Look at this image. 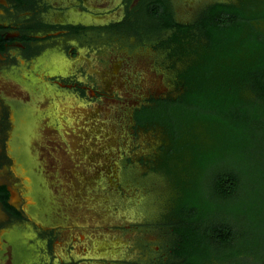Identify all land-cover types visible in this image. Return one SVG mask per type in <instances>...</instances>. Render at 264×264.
Listing matches in <instances>:
<instances>
[{
    "label": "rangeland",
    "instance_id": "1",
    "mask_svg": "<svg viewBox=\"0 0 264 264\" xmlns=\"http://www.w3.org/2000/svg\"><path fill=\"white\" fill-rule=\"evenodd\" d=\"M214 1L217 0H173L178 17L182 20L192 19V21L197 19L205 6ZM219 1L241 4L245 0ZM255 1L264 2V0ZM60 35L57 33L55 39L63 44L53 43V46L48 47L41 57L32 61L18 59L14 63L18 75L22 80H25L24 77L32 78L33 75L39 77L35 82L30 80L33 84L37 83L36 85L44 82L43 80L55 77L61 84L69 82L71 86L80 85L82 97H79L78 101L84 105V108L89 110L93 108V104L99 103L101 106L85 112L84 127L81 130L76 131L73 126L67 127V121L61 119V127L56 129L48 125L46 132L36 129L32 137L31 158L23 168L35 174L33 176L35 179H31V196L33 195L35 204L33 211L37 213L36 209L46 206L45 209L41 208L42 215L46 214L47 218L42 222L46 223V227L55 229L53 233L44 231L39 225L33 226L37 234L35 242L37 262L43 264H73V261H79V264H160V262L181 264L171 252L175 235L170 220H172V211L178 196L175 180L178 176H189L187 172L182 171L189 158L186 157L187 159L181 162L168 156L173 142L162 124L157 123L156 126L136 129L132 116L136 108L147 103L149 90L168 97L180 94L183 88L177 83V72L192 62L194 57L170 58L167 53L153 52L152 57L150 53L141 57L136 54L132 56L131 62L129 58H126L128 55L121 50L124 55L119 56L122 62L118 65L120 68L118 72V66H114L113 62L110 63V55L114 54L115 47L107 45L109 42L105 38L97 39L87 36L79 39L81 41L78 55L81 52L80 48L85 47L87 50H83L86 54L85 59L76 72L63 75L65 79L60 77L62 74L58 76L57 73L49 71L39 75L42 57L61 54L64 49H68L67 46L65 47L68 42L67 37ZM188 46L197 47L193 41ZM89 60H93L94 64H91ZM139 61H142L141 65ZM106 67L107 70H105ZM104 71L112 72L113 78L104 79L103 88L99 82L102 79L99 77H102ZM50 84L56 85L53 82ZM76 85L72 89L71 86L69 88L63 86L64 88L60 89H71L70 93H74ZM4 113V108L0 104L2 129L6 127ZM77 133L80 138L75 142ZM195 133L200 142L206 144L211 142L204 126L199 125ZM21 137L18 133L15 138L18 154L19 152L21 154L20 149L24 141ZM87 142L97 143L94 151L98 153L90 161H87L84 149ZM73 149L78 151L72 153ZM55 164H59V167L62 165L60 171L62 176L56 178L52 175L48 179L50 172H56ZM46 172H48L47 179H45ZM49 181H52L51 184ZM16 185L20 186V181H17ZM87 210L93 213L91 216L95 223L89 221ZM85 211L86 214H84ZM78 220L87 224L88 228L95 227L92 228L95 232L101 230L104 234H108L111 240L110 245H114L117 241V244H120L119 247L117 246L118 249L116 248L117 255L113 257L86 255L87 252L81 249V245L85 243L84 238L76 235H73L74 239H71L66 246L68 241L63 242L66 235L64 234L63 237L61 230L65 228L62 226L67 228L68 234L72 228L82 226H77ZM96 236L100 237L101 234ZM45 237L49 241L52 240L51 248H47ZM91 240L88 239L89 242ZM75 247L78 250L77 255L74 254Z\"/></svg>",
    "mask_w": 264,
    "mask_h": 264
},
{
    "label": "trees",
    "instance_id": "2",
    "mask_svg": "<svg viewBox=\"0 0 264 264\" xmlns=\"http://www.w3.org/2000/svg\"><path fill=\"white\" fill-rule=\"evenodd\" d=\"M186 39L197 47L180 72L185 91L136 114L166 128L168 156L189 158V176L175 180L174 254L181 264H264V2L214 4L177 24L180 54Z\"/></svg>",
    "mask_w": 264,
    "mask_h": 264
},
{
    "label": "flooded vegetation",
    "instance_id": "3",
    "mask_svg": "<svg viewBox=\"0 0 264 264\" xmlns=\"http://www.w3.org/2000/svg\"><path fill=\"white\" fill-rule=\"evenodd\" d=\"M106 1L108 5L105 10L97 11L88 8L85 0H0V104L4 108V114H6L4 116L6 127L3 129L0 127V264H43L38 263V260H36L35 248L37 245L35 242L37 234L33 226L39 225L44 231L53 233L55 231L53 227H46V223L42 222L47 218L45 217L46 214L42 215L43 210L41 208L44 209L46 206L37 209L40 214L33 211L35 204L30 193L32 192L30 182L34 175L27 172L29 169L25 171V168H23L27 165L31 156L30 149L33 148L31 142L36 129L44 131L47 130L48 125L57 129L62 126L60 121L63 119L67 121V127L73 126L78 131L84 127L85 112H90L101 106L100 103L93 104L92 109H85L84 105L78 101V98L82 97L81 86L75 84L74 93H70L75 85L71 86L68 84L69 82L61 84L56 81V77L54 79L50 78L51 80H43L44 82L38 81V85L30 82V80L35 82L39 79L34 75L32 78L24 77L25 80H22L14 63L20 58L32 61L41 57L48 47L53 46V43L63 44L55 39L57 33L67 37L68 42L65 47L67 46L68 49H64L61 54L42 57L39 75L49 71L50 73H57L58 76L62 74L60 77L65 79L63 75L76 72L83 65L85 59L84 55L86 54L83 50H87L85 47L80 48L81 52L78 55L81 41L79 39L87 36L96 37L97 39L105 38L109 42L107 45L115 47L113 49L114 54L110 55V63L113 62L114 66L121 64L122 61L119 56L125 53L128 55L126 58H129L130 61H133L132 56L136 54L141 57L150 53L151 56L153 52L167 53L170 58H195L192 47L188 46L190 43L188 39L184 43L185 47L182 49V54L179 53V42L173 40L174 34L177 32V24H195L212 5L230 3L219 0L214 1L205 6L197 19L192 21V19L182 20L178 17L173 0H119L116 6H112L114 4L113 0ZM110 6L112 7L107 9ZM162 12H167L170 15L172 19L170 25L166 26ZM121 50L124 51V54ZM89 62L94 64L93 60H89ZM138 63L141 65L142 61ZM117 68L120 72L119 66ZM105 70H107V67ZM182 70L177 72V83L183 90L177 96H161L162 94L158 95L155 91L149 90L147 103L133 111L132 117L136 129L156 126L159 123L154 121L139 123L136 118L137 111L147 107H155L157 105L156 101L160 99L177 98L185 91L184 82L180 78ZM104 72L102 77H99L102 79L99 81L102 87L104 79L113 78L112 72ZM50 82L56 83V85H51ZM63 86L67 88L71 86V89H60ZM18 133L24 140L20 149L21 154L20 152L19 154L16 153L15 138ZM76 136L77 141L80 137L78 133ZM94 147L97 148V143L87 142L86 148H84L87 161L93 160L98 153L94 151ZM11 151L14 155L11 154ZM76 151L78 150L76 149L72 153ZM55 166H57L56 172H50L48 179L52 175L56 178L60 177L62 165L59 167V164H55ZM46 175L47 173L45 179H47ZM17 181H20V186L18 185L20 188L16 185ZM87 212L89 213L90 210H87ZM84 214H86V211ZM89 215V221H92L93 217L91 215L93 213H89ZM81 220L83 221V219ZM82 221H77V226L82 225L81 227L72 228L68 234L66 232L67 228L62 226V228H65L61 230L63 237L64 234L66 235L63 242L68 241L66 246L69 245L71 239H74L73 235H76L82 237V239L84 238L85 243L81 245V249L87 252L86 255L105 257L117 255L116 248L120 246L117 241H114L113 246L110 245L111 240L108 238V234H104L101 230L95 232L92 229L95 227L90 226L91 228H88L89 226L83 224ZM91 223H95L94 220ZM96 234H101V236L97 237ZM88 239H92L91 242ZM44 240L47 248H51L52 240L49 241L46 237ZM174 246L175 242L171 248L172 254H174ZM76 247L74 254L77 255L78 250ZM73 264H79V261H73ZM160 264L170 263L160 262Z\"/></svg>",
    "mask_w": 264,
    "mask_h": 264
},
{
    "label": "bare ground",
    "instance_id": "4",
    "mask_svg": "<svg viewBox=\"0 0 264 264\" xmlns=\"http://www.w3.org/2000/svg\"><path fill=\"white\" fill-rule=\"evenodd\" d=\"M119 0H116V2H118ZM116 2H114V4H112V6H116ZM85 4L87 5V7L88 8H90V9H96L97 11H103V9L105 10V8L107 7V5H108V2L106 1V0H85ZM112 6H110V7H108L107 9H109V8H111ZM72 11V10H71ZM70 13V12H69ZM76 14V13H75ZM81 14V13H80ZM70 15V14H69ZM81 16V15H80ZM97 20V19H96ZM117 73V72H116ZM27 89V88H26ZM31 89V88H30ZM28 91V90H27ZM31 91V90H30ZM30 93V92H29ZM41 93H43V92H41ZM45 96V95H44ZM18 98V97H17ZM38 98V97H37ZM40 98V97H39ZM30 100V99H29ZM47 104V103H46ZM41 105V104H40ZM49 106V105H48ZM37 107V106H36ZM39 107V106H38ZM43 107V106H42ZM47 107V106H46ZM49 108V107H48ZM43 109H44V107H43ZM54 110V109H53ZM31 112V111H30ZM56 113V112H55ZM58 113V112H57ZM65 117V116H64ZM56 118H59V117H56ZM63 118V117H62ZM87 118V117H86ZM60 120V119H59ZM69 121V120H68ZM47 122V121H46ZM61 122V121H60ZM32 124V123H31ZM43 125V124H42ZM42 125H40V126H42ZM25 126V125H24ZM26 126H28V125H26ZM35 127V126H34ZM42 128V127H41ZM52 128V127H51ZM64 128V127H63ZM25 129V128H24ZM65 130V129H64ZM74 130V129H73ZM81 130V129H80ZM45 131V130H44ZM46 132V131H45ZM75 132V131H74ZM97 132V131H96ZM43 133V132H42ZM47 133H48V131H47ZM50 133V132H49ZM39 134H40V132H39ZM92 134V133H91ZM34 135V134H33ZM36 135V134H35ZM38 135V134H37ZM44 135V134H43ZM42 135V136H43ZM45 136V135H44ZM52 136V135H51ZM35 137V136H34ZM71 137V136H70ZM73 137V136H72ZM77 137V136H76ZM36 138V137H35ZM38 139H40V137L38 138ZM56 139V138H55ZM33 140V139H32ZM79 140V139H78ZM42 141V140H41ZM44 141V140H43ZM66 141V140H65ZM75 142H77V141H75ZM39 143V142H38ZM47 143V142H46ZM12 144V143H11ZM63 146V145H62ZM39 147H41V146H39ZM53 147V146H52ZM45 148H46V145H45ZM76 148V147H75ZM74 148V149H75ZM82 148V147H81ZM40 149V148H39ZM53 149V148H52ZM71 149V148H70ZM80 150V149H79ZM31 151V150H30ZM34 151V150H33ZM32 151V152H33ZM59 151V150H58ZM62 152V151H61ZM54 153V152H53ZM52 153V154H53ZM11 154L12 155H14L13 154V152L11 151ZM59 154V153H58ZM55 155V154H54ZM80 157V156H79ZM31 158V157H30ZM61 159H62V156H61ZM65 159V158H64ZM85 161V160H84ZM67 162V161H66ZM82 162V161H81ZM38 163H39V161H38ZM93 163V162H92ZM64 164V163H63ZM76 164V163H75ZM79 164V163H78ZM47 165V164H46ZM37 166V165H36ZM66 166V165H65ZM46 167H48V166H46ZM45 169V168H44ZM55 169V168H54ZM46 170H47V168H46ZM43 171V170H42ZM50 171V170H49ZM78 171V170H77ZM40 173V172H39ZM44 173V172H43ZM46 173H48V172H46ZM70 174H71V172H69ZM35 175V174H34ZM42 175V174H41ZM37 176V175H36ZM62 176V175H61ZM65 176V175H64ZM75 176V175H74ZM82 176V175H81ZM40 177V176H39ZM79 177V176H78ZM38 178V177H37ZM62 178V177H61ZM84 178V177H83ZM86 178V177H85ZM35 179V178H34ZM39 179V178H38ZM53 179V178H52ZM63 179V178H62ZM66 179V178H65ZM69 181V180H68ZM87 182V181H86ZM31 184H32V182H30ZM42 183V182H41ZM51 184V183H50ZM69 184V183H68ZM54 185V184H53ZM56 185V184H55ZM30 186V185H29ZM62 188V187H61ZM79 188V187H78ZM77 188V189H78ZM76 190V189H75ZM42 191H44V190H42ZM42 191H40V192H42ZM46 191V190H45ZM44 191V192H45ZM51 191H53V190H51ZM36 192V191H35ZM70 192V191H69ZM68 192V193H69ZM30 193H32V192H30ZM55 193V192H54ZM58 194V193H57ZM34 195H35V193H34ZM59 195H61V193L59 194ZM75 195V194H74ZM33 196V195H32ZM70 196H71V194H70ZM73 196V195H72ZM78 196V195H77ZM44 197V196H43ZM58 197V196H57ZM69 197V196H68ZM61 198V197H60ZM78 199H80V198H78ZM40 200H42V198L40 199ZM61 200V199H60ZM45 201V200H44ZM52 202V201H51ZM62 203V202H61ZM51 207V206H50ZM47 208V207H46ZM45 209V208H44ZM62 209V208H61ZM37 210V209H36ZM45 213V212H44ZM89 214V213H88ZM90 216V215H89ZM106 217H108V216H106ZM105 217V218H106ZM95 218V217H94ZM97 218V217H96ZM76 219H77V217H76ZM80 221V220H79ZM93 221V220H92ZM86 238V237H85ZM113 246V245H112ZM118 249V248H117ZM112 250H114V249H112ZM99 255V254H98Z\"/></svg>",
    "mask_w": 264,
    "mask_h": 264
}]
</instances>
